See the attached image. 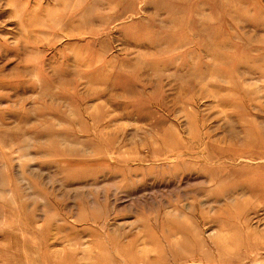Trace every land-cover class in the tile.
<instances>
[{
	"label": "rangeland",
	"instance_id": "obj_1",
	"mask_svg": "<svg viewBox=\"0 0 264 264\" xmlns=\"http://www.w3.org/2000/svg\"><path fill=\"white\" fill-rule=\"evenodd\" d=\"M0 264H264V0H0Z\"/></svg>",
	"mask_w": 264,
	"mask_h": 264
},
{
	"label": "bare ground",
	"instance_id": "obj_2",
	"mask_svg": "<svg viewBox=\"0 0 264 264\" xmlns=\"http://www.w3.org/2000/svg\"><path fill=\"white\" fill-rule=\"evenodd\" d=\"M244 137V136H243ZM167 139H169V138H167ZM239 141V140H238ZM232 142V141H231ZM175 143V142H174ZM248 143V142H247ZM249 160V159H248Z\"/></svg>",
	"mask_w": 264,
	"mask_h": 264
}]
</instances>
